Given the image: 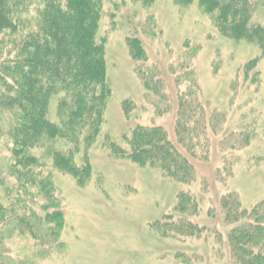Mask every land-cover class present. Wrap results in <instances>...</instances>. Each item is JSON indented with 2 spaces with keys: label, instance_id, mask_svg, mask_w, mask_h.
Masks as SVG:
<instances>
[{
  "label": "rangeland",
  "instance_id": "rangeland-1",
  "mask_svg": "<svg viewBox=\"0 0 264 264\" xmlns=\"http://www.w3.org/2000/svg\"><path fill=\"white\" fill-rule=\"evenodd\" d=\"M254 19L264 25V8ZM129 38L145 49V63L132 59ZM96 40L105 48L111 96L101 135L87 151L92 176L80 185L47 163L64 228L50 247L14 234L5 241L8 263L233 264L225 244L231 227L222 220L219 200L233 193L249 210L264 203V51L224 38L196 3L177 6L172 0H103ZM252 61L255 67L248 66ZM138 66L162 80L169 108L144 89ZM191 97L205 109L210 143L206 157L198 153L194 161L192 184L111 155L107 137L120 143L137 126L163 127L174 140L178 100ZM83 155L76 158L79 166ZM181 192L199 202L191 221L206 229L201 237H166L158 230Z\"/></svg>",
  "mask_w": 264,
  "mask_h": 264
},
{
  "label": "trees",
  "instance_id": "trees-1",
  "mask_svg": "<svg viewBox=\"0 0 264 264\" xmlns=\"http://www.w3.org/2000/svg\"><path fill=\"white\" fill-rule=\"evenodd\" d=\"M172 1L196 3L224 38L264 51V25L254 19L264 0ZM102 6L103 0H0V264H9L5 241L14 234L30 236L41 246L58 243L65 216L52 175L44 171L47 163L80 185L92 176L87 151L101 135L111 96L105 48L96 40ZM127 43L132 59L145 63L139 41L129 38ZM138 68L144 89L169 108L162 80ZM192 97L178 100L174 140L163 127L137 126L120 143L107 137V149L114 157L192 184L194 161L210 148L205 109ZM215 117L209 119L211 131L217 128ZM219 205L224 224L231 227L225 244L233 264H264V203L244 209L231 193L222 195ZM199 212L196 198L181 192L174 213L158 230L166 237H201L206 229L191 221Z\"/></svg>",
  "mask_w": 264,
  "mask_h": 264
}]
</instances>
